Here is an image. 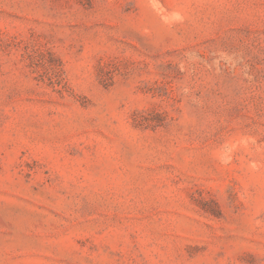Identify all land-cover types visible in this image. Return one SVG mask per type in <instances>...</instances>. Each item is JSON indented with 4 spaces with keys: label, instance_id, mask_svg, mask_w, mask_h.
I'll list each match as a JSON object with an SVG mask.
<instances>
[{
    "label": "rangeland",
    "instance_id": "1",
    "mask_svg": "<svg viewBox=\"0 0 264 264\" xmlns=\"http://www.w3.org/2000/svg\"><path fill=\"white\" fill-rule=\"evenodd\" d=\"M0 264H264V0H0Z\"/></svg>",
    "mask_w": 264,
    "mask_h": 264
}]
</instances>
